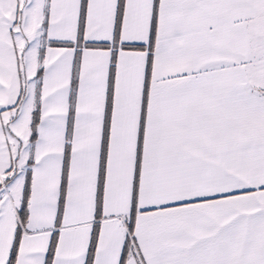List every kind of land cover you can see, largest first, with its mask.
<instances>
[{
    "label": "snow or ice",
    "instance_id": "snow-or-ice-1",
    "mask_svg": "<svg viewBox=\"0 0 264 264\" xmlns=\"http://www.w3.org/2000/svg\"><path fill=\"white\" fill-rule=\"evenodd\" d=\"M0 264H264V0H0Z\"/></svg>",
    "mask_w": 264,
    "mask_h": 264
}]
</instances>
